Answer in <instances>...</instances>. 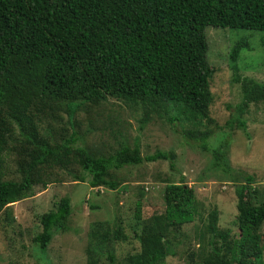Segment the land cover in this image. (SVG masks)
<instances>
[{"label": "trees", "instance_id": "obj_1", "mask_svg": "<svg viewBox=\"0 0 264 264\" xmlns=\"http://www.w3.org/2000/svg\"><path fill=\"white\" fill-rule=\"evenodd\" d=\"M208 27L264 32V0H0V221L2 214L5 223L16 221L8 210L34 196L36 186L44 189L48 182L42 172L51 167L76 163L82 172L73 176L76 184L117 193L124 189L112 180L114 171L156 161H167L173 169L174 151L142 157L137 139L132 147L121 141L110 155L87 151L73 123L84 105L112 98L158 116L178 109V114L168 115L171 128L180 132L184 145L199 141L205 149L209 133L185 130L183 123H216L210 116L215 69L207 60ZM247 48L241 40L228 54L235 72L240 52ZM247 108L243 101L231 109L225 127L246 132ZM62 115L68 136L55 134L54 127L40 134L41 116L62 124ZM222 156L219 153L218 159ZM12 162L16 170H11ZM213 166L228 171L218 160ZM245 180L244 186L232 180L239 237L230 239L228 231L219 228L217 210H210L204 227L209 250H202L199 264H264L259 234L264 201L259 202L250 187L253 177ZM143 195L139 192L134 203L138 221ZM68 197L41 215V232L32 238L40 249L47 247L55 231L69 230ZM163 201L162 217L148 218L140 232L132 229L140 249L127 256L125 264H164L173 255L169 235L178 237L181 228L192 223L197 203L186 185L167 189ZM98 226L86 234L87 264H97V256L104 253L113 262L108 251L127 239L121 222L113 224L114 229ZM223 250L229 257L220 253Z\"/></svg>", "mask_w": 264, "mask_h": 264}, {"label": "rangeland", "instance_id": "obj_2", "mask_svg": "<svg viewBox=\"0 0 264 264\" xmlns=\"http://www.w3.org/2000/svg\"><path fill=\"white\" fill-rule=\"evenodd\" d=\"M205 35L207 60L215 69L210 80L213 94L210 116L216 123L194 125L186 121L183 125L185 130L199 135L208 132L206 148L202 149L199 141L191 139L189 142L193 145H184L180 132L171 128L168 115L178 114V109L158 116L141 105H127L112 98L84 105L73 123L80 134L81 146L87 151L95 156L110 155L120 147L121 141L125 140V144L132 147L137 139L142 157L157 151H174L173 169L167 161H156L114 171L112 180L119 182L120 188L124 189L120 193L106 187L91 189L85 183L76 184L72 181L73 176L82 174L76 163L47 169V173L42 172L47 186L44 189L36 186L34 196L8 210L7 213H12L16 221L6 220L5 223V215L1 216L0 264H87L84 249L88 244V230L98 225L103 229L110 226L114 229L113 224L119 222L127 236L126 241H118L113 244L112 252L108 251V254H113V262L106 253L98 255L96 262L125 264L127 256L140 249L132 229L140 232L148 224V218L162 217L166 190L183 185L192 188L196 211L192 223L181 228L180 238L169 235L173 255L168 256L164 264H199L201 256H204L202 250H209V237L205 235L204 227L207 214L214 208L218 212L219 228L228 231L230 239L239 237L236 186L232 180L237 178L239 185L244 186L245 177H253L250 187L256 190L259 202L264 201V32L208 27ZM241 40L248 48L240 52L235 72L230 67L228 54ZM243 101L248 104L243 115L246 132L234 128L229 130L225 123L230 110ZM41 118L40 134L52 127L60 137L70 134L65 115H62L65 124L49 121L47 116ZM61 126H66V129ZM219 153L223 154L221 159H218ZM217 160L222 165L225 163L228 171L216 169L213 165ZM10 167L16 170L15 163L12 162ZM139 192L144 194L140 221L134 218V203ZM63 196L71 198L72 214L67 219L69 230L55 231L50 243L42 250L32 241L41 232L39 219L45 212L53 210ZM92 205L99 208L92 210ZM259 234L264 245V222ZM215 243L219 247L222 242L218 240ZM220 253L227 256L228 252L223 250Z\"/></svg>", "mask_w": 264, "mask_h": 264}]
</instances>
